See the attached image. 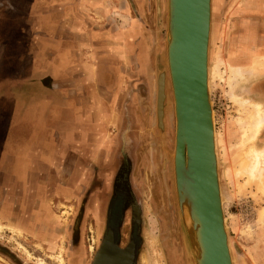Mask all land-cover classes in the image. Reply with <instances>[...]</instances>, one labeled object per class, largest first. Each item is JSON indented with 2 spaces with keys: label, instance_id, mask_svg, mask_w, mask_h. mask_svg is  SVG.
Returning <instances> with one entry per match:
<instances>
[{
  "label": "rangeland",
  "instance_id": "rangeland-1",
  "mask_svg": "<svg viewBox=\"0 0 264 264\" xmlns=\"http://www.w3.org/2000/svg\"><path fill=\"white\" fill-rule=\"evenodd\" d=\"M139 1L143 7L140 12ZM251 2L254 3L251 5ZM127 3L133 7V16L142 13L144 26L149 29L152 39L145 49L147 63L142 58L139 70H135L140 76L131 81L133 91L128 89L124 97L127 109L121 113V125H111L109 134L103 135L105 138L110 135L109 146L103 154L96 153L90 175L71 179L73 195L63 197L53 206L57 219L53 227L60 232L59 239L44 246L24 234L23 226L0 222V264H59L58 256L62 257L63 264H88V245L91 244L88 229L93 222V209L99 220V212L110 199L113 184L120 173L129 175L142 208L137 264H187L189 259L193 260L185 254L175 197L171 156L174 116L171 105L165 108L163 134L156 126V77L163 69L166 70V91L172 99L166 66L167 0H127ZM262 7L263 0H211L209 88L215 131L218 136L222 135L229 148V156L224 157L219 144L218 163L233 264H264V191L257 180L250 181L245 174L248 161L244 153L248 147L241 142L242 134L248 130L251 108L234 100L235 95L248 103L263 101L261 97L254 98L247 87L264 74V67L253 69L251 77L247 76L232 89L229 87L228 70V64L250 66L253 57L264 55V39L260 38L264 34ZM113 20L119 25L129 21L128 16L115 13L114 9ZM239 56L243 60L236 58ZM219 60L224 63H219ZM142 67L149 70L144 71ZM263 129L264 126L251 143L254 148H264L261 144L263 138L258 142ZM96 130L102 131L97 125ZM164 154L167 157L165 161ZM261 165L264 170V161ZM68 178L65 176V181L61 182L64 189L68 186ZM78 180L81 186L76 187ZM100 204L102 206L97 211ZM80 210L83 220L78 231L74 224ZM118 213L119 205H116L113 221L117 220ZM65 230L68 231L67 239ZM125 231H128V226Z\"/></svg>",
  "mask_w": 264,
  "mask_h": 264
},
{
  "label": "crops",
  "instance_id": "crops-1",
  "mask_svg": "<svg viewBox=\"0 0 264 264\" xmlns=\"http://www.w3.org/2000/svg\"><path fill=\"white\" fill-rule=\"evenodd\" d=\"M127 6L0 0V222L23 226L44 246L58 239L53 206L73 195L71 179L94 169L109 146L103 135L121 125L135 70L147 63L142 13L125 25L113 20V9L131 17ZM254 80L264 83V74ZM256 90L264 98V84Z\"/></svg>",
  "mask_w": 264,
  "mask_h": 264
},
{
  "label": "water",
  "instance_id": "water-1",
  "mask_svg": "<svg viewBox=\"0 0 264 264\" xmlns=\"http://www.w3.org/2000/svg\"><path fill=\"white\" fill-rule=\"evenodd\" d=\"M210 4L211 0H167L166 66L172 99L166 91V70L156 77V126L161 134L165 108L171 105L173 109L175 197L185 254L193 258L187 264H233L220 198L211 115L214 108L208 88ZM112 225L95 264H100L109 242L119 250ZM127 249L131 264L134 245Z\"/></svg>",
  "mask_w": 264,
  "mask_h": 264
},
{
  "label": "flooded vegetation",
  "instance_id": "flooded-vegetation-1",
  "mask_svg": "<svg viewBox=\"0 0 264 264\" xmlns=\"http://www.w3.org/2000/svg\"><path fill=\"white\" fill-rule=\"evenodd\" d=\"M127 5H128L127 7L129 9V13L131 14L130 15L131 17H128V20H131L135 18L136 16L132 15L131 9H133V7L130 6V4L128 3ZM142 8L143 7L140 2L138 11L139 12L142 11L143 10ZM263 84H264L263 81L260 82V81L254 80L248 85L247 90L254 98L261 97L264 101V98L262 97V95L257 93L260 91L256 90L257 88L262 89ZM256 85H257V88H256ZM262 138H263V141H261V144L263 145L264 144V129L258 137V142H260V139ZM79 182L80 180H78L76 187L81 186V183ZM112 188H113L112 189L113 193L110 199L106 201L107 205L106 204L104 205L105 208L102 206V204L96 207L98 211V208L102 206V210L99 212L101 214V216L98 217L99 220L96 219V216L94 214L95 208L93 209L94 211L93 217H92L93 222H92V225H90V228L88 229L90 231L89 239L91 241V244L88 245L89 247L88 264H95L97 253L103 241L105 240L107 232L112 224H113L112 226H114L115 231H116L114 240H115L117 247L119 248V250H123V249H126L130 244H133L134 245V259L131 264H137L138 255L140 252L142 208L133 192L132 186L129 181L128 174L125 175L123 173L122 174L120 173L119 176H117L116 182L113 184ZM116 205H119V213H118L117 220L113 221V210L116 207ZM99 213L97 212V215ZM82 216H83V212L82 210H80L78 217L76 219V222L74 224L75 230L77 229L79 231L78 227H79L81 220H83ZM127 226H128V231H125V229H127ZM64 232H65V239H67L68 231L65 230ZM59 233L60 232L58 231V239L60 237ZM75 255H77V252H75ZM171 255H172V252L170 253V258H171Z\"/></svg>",
  "mask_w": 264,
  "mask_h": 264
},
{
  "label": "bare ground",
  "instance_id": "bare-ground-1",
  "mask_svg": "<svg viewBox=\"0 0 264 264\" xmlns=\"http://www.w3.org/2000/svg\"><path fill=\"white\" fill-rule=\"evenodd\" d=\"M211 6V4H210ZM210 19V24H211ZM209 38H210V30H209ZM253 61L251 62L250 66H235L228 64L229 70V80L230 84L229 87L232 89L236 87L238 83L245 80L247 76H250L254 73L253 69H262L264 67V55H257L253 57ZM219 63H224L222 60H219ZM227 69V68H226ZM210 67H209V54H208V88H209V78H210ZM232 95V94H231ZM234 100L237 101L241 106H248L251 108V111L248 116V130L246 133H243L241 136L242 145L248 147L247 151L244 153V158L248 161L246 167L244 168L245 174L247 175L250 181L257 180L259 186L264 191V170L261 165V162L264 161V148H254L251 143H253L255 137L264 126V103L263 101L257 100L254 102H249L246 99L238 98L234 95ZM212 115V123H213V139H214V152L216 157V167H217V176L220 184V171H219V163H218V146L220 144L221 151L223 152L224 157L229 156V148L225 145L224 140L221 137L222 135L218 136L217 132L215 131L214 125V114L213 111L211 112ZM232 147V146H231ZM220 151V152H221ZM246 162V161H245ZM239 172V171H238ZM234 173V172H233ZM228 174V173H227ZM229 176L231 174H228ZM235 176V174H234ZM220 193H221V184H220ZM221 203L222 202V193L220 194ZM223 206V205H222ZM224 211V210H223ZM188 215V213H187ZM189 218V215L187 216ZM17 229L18 226H15ZM228 247L231 255L230 244L228 240ZM61 252V251H60ZM29 256V254H28ZM232 260V256H231ZM59 264H63L62 257L58 256ZM101 261V262H100ZM100 264H128L129 261V249L123 250H116L110 242L105 247L104 253L100 258ZM233 263V262H232Z\"/></svg>",
  "mask_w": 264,
  "mask_h": 264
}]
</instances>
